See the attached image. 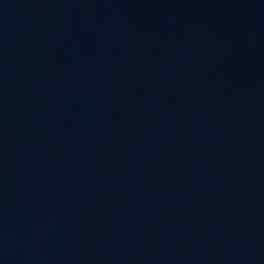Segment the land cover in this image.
Listing matches in <instances>:
<instances>
[{"label": "water", "instance_id": "1", "mask_svg": "<svg viewBox=\"0 0 264 264\" xmlns=\"http://www.w3.org/2000/svg\"><path fill=\"white\" fill-rule=\"evenodd\" d=\"M0 264H264V0H0Z\"/></svg>", "mask_w": 264, "mask_h": 264}]
</instances>
